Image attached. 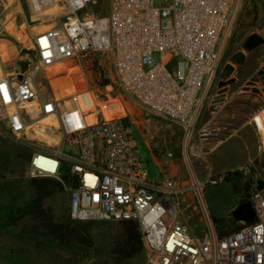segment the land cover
Returning <instances> with one entry per match:
<instances>
[{
  "label": "built area",
  "instance_id": "2783aa9c",
  "mask_svg": "<svg viewBox=\"0 0 264 264\" xmlns=\"http://www.w3.org/2000/svg\"><path fill=\"white\" fill-rule=\"evenodd\" d=\"M95 1L63 0L62 19L32 34L26 46L20 42L19 50L28 47L32 55L27 67L7 70L0 50V132L33 145L28 176L58 180L73 220L137 222L146 264H264V187L255 181L250 190L254 220L230 214L240 227L220 235L202 188L192 184L205 222L197 235L181 221L184 190L169 176L150 179L142 169L126 109L89 119L82 98L89 92L97 101L85 70L91 56L106 55L119 88L146 114L181 126L184 139L190 127L188 139L219 75L239 0H168L160 7L108 0L105 13L92 9ZM3 31L0 22V40ZM58 61L78 68L81 79L70 80L71 92L58 84L71 72L48 69ZM64 143L74 152L63 151Z\"/></svg>",
  "mask_w": 264,
  "mask_h": 264
},
{
  "label": "rangeland",
  "instance_id": "374dc122",
  "mask_svg": "<svg viewBox=\"0 0 264 264\" xmlns=\"http://www.w3.org/2000/svg\"><path fill=\"white\" fill-rule=\"evenodd\" d=\"M167 2L168 0H151L152 5L159 7ZM57 3L61 9L51 12V2L44 1L38 5L36 0H0V22L6 17L12 18L18 26L17 31L31 36L39 32V29H48L62 19L63 0H58ZM107 4L108 0H96L91 5L94 11L105 13ZM34 6L38 7L39 14L34 12ZM252 32L264 35V0H239L230 33L224 44L221 56L222 65L228 61L229 56L235 50L241 47L245 37ZM19 46L20 41L13 36L8 34L2 36L0 50L7 70H12L15 65L27 67L28 61L32 59V55H27L28 51H20ZM25 46L24 49L29 50ZM154 58L159 60V54L155 53ZM93 60L96 64L92 65L90 60L87 63L85 70L87 81L97 94L98 103H105L112 107L114 106L112 103L119 102L125 107L128 117L134 123V137L142 160V169L146 171L148 178L157 179L159 177L154 157H160L157 152L164 154L165 160L171 158L175 165L177 163L181 178L176 180V184L184 190L181 195L183 197L181 221L197 235L205 229L204 218L197 205L192 187L195 179L202 188V196L211 218L214 216L228 220L231 207L246 192L244 187L251 185L258 178L264 179V171L259 163L261 151L254 157L253 162L247 165L235 163L241 158L238 156V151L233 148L202 151L203 145L199 144V128L207 115L211 97L217 88L219 75L205 96L192 133L185 142V132L181 126L146 114L119 88L112 79L110 61L106 55H94ZM263 64L264 44L248 53L246 61L236 67L233 74L241 80L248 79ZM75 71V73H65L61 79L66 80L68 84H71L70 80L81 79L80 73H77V67ZM105 80L108 83L101 85L100 83ZM77 84L81 86L82 82ZM99 116L104 117L102 113H99ZM146 143L153 150L154 155L150 153ZM263 149L264 143L262 142ZM62 150L74 152V149L67 143L63 144ZM32 151V144L12 140L0 132V264L147 263L146 252L140 256L123 260L115 256L113 241L121 228L113 220L88 221V232L91 238L88 244L73 240L61 243L52 235L44 232L42 227H37L33 216L26 212L31 199L35 197L34 188L30 183L31 177L27 173ZM167 151L172 152L171 157L166 156ZM235 188H239L240 191H235ZM43 207L50 210L55 218L68 215L67 192L63 189L54 191L43 199ZM11 211L21 216L7 225L6 219L10 218L8 214Z\"/></svg>",
  "mask_w": 264,
  "mask_h": 264
},
{
  "label": "water",
  "instance_id": "95a60500",
  "mask_svg": "<svg viewBox=\"0 0 264 264\" xmlns=\"http://www.w3.org/2000/svg\"><path fill=\"white\" fill-rule=\"evenodd\" d=\"M1 35L5 36L6 33L3 31ZM264 44V35L258 32H252L248 34L241 47L235 50L220 69L219 79L217 81V88L211 97L210 109L220 108L221 105L217 101L222 100V106L228 114H233V118L226 120L228 124L210 125L209 131L202 130L201 136L209 138L208 143L202 146V151L208 152L213 149L220 141L224 140L231 132L238 129L243 123L249 120L252 116L261 112V116L264 117V64L259 67L255 73L250 76L242 85L241 89L245 93L255 94L258 100L251 101L249 98L242 100L238 96L231 99L228 103L226 100V92L228 86L237 81V77L233 74L236 67L240 66L246 61L247 54L254 51L256 48ZM23 52L29 51L27 49L22 50ZM259 85V86H258ZM250 94V95H251ZM240 104L242 106H240ZM241 107L243 114L235 115V108ZM263 111V112H262ZM221 129V130H219ZM259 163L264 171V149L260 152ZM257 188L261 189L264 187V179L258 178L256 180ZM233 218L237 221L252 222L255 217V211L253 209L250 200H243L239 202L231 211Z\"/></svg>",
  "mask_w": 264,
  "mask_h": 264
},
{
  "label": "trees",
  "instance_id": "16d2710c",
  "mask_svg": "<svg viewBox=\"0 0 264 264\" xmlns=\"http://www.w3.org/2000/svg\"><path fill=\"white\" fill-rule=\"evenodd\" d=\"M93 57L94 55L89 58V60L92 61V65L96 64ZM107 83L108 81L105 80V82H101L100 84L103 85ZM255 181L256 180H254L251 185L244 187L246 192L242 194L239 202L249 200L250 190ZM30 183L34 188L35 197L31 199V204L26 209V212L33 216V221H36L37 227H42L44 232L52 235L53 238L61 243L70 242L72 240L83 244L91 242L88 232V221H76L71 219L69 215L55 218L50 213V210L43 207V199L46 196L51 195L56 190H62V185L58 180L48 177H33L30 179ZM235 191H240V189L235 188ZM19 216H21V214L11 211L8 214L10 218L6 219V224L12 223V220ZM212 219L220 235L240 227V224H237L230 215L228 220L214 216H212ZM115 222H117L121 228V231L119 234L117 233L113 241V253L115 256L123 260L142 255L145 249L142 241V233L137 222L132 220H119Z\"/></svg>",
  "mask_w": 264,
  "mask_h": 264
},
{
  "label": "crops",
  "instance_id": "0c3cea01",
  "mask_svg": "<svg viewBox=\"0 0 264 264\" xmlns=\"http://www.w3.org/2000/svg\"><path fill=\"white\" fill-rule=\"evenodd\" d=\"M246 80L247 78L241 80L239 79V77H237V81L228 86V89L225 95L228 103L231 101L232 98L237 97V96L239 99H242V100H245L247 98H249L251 101L258 100V97L255 94L245 93L242 91L241 87L243 84H245ZM210 103H209V107L206 113L207 115H205L201 123L199 132H201L202 130L209 131L210 130L209 126L212 124L213 125L228 124L226 120H228V118L234 117L233 114H228V112L224 110V106L227 105V103H225V105L221 106L220 108H216V109H210ZM240 106L242 105L240 104ZM240 108L241 107H237L234 109V111H236L235 115L238 116V115L243 114ZM253 117L254 116H252L249 120L243 123L238 129L234 130L228 136H226V138L223 141L219 142L211 151H215V150H219L223 148L224 149L233 148L238 151V156L239 158H241L237 160V162L235 163L240 164V165L251 164L253 162L254 157L257 156L260 151H262L261 133ZM251 136L252 138H249ZM208 141H209V138H204L199 133V144L204 146L206 143H208ZM229 143H232V144L229 145ZM147 148L150 151V153L154 155L153 150L148 145H147ZM157 154L160 157L159 158H156V156L154 157H155V163L159 170V175H167L173 180H175V182L176 180H179L181 178L180 177L181 175H180L177 163L175 165L174 161L171 158H170L171 160L170 159L165 160V156L162 153L157 152ZM162 159L165 161H163ZM238 203L239 201L231 207L229 215L232 209Z\"/></svg>",
  "mask_w": 264,
  "mask_h": 264
},
{
  "label": "bare ground",
  "instance_id": "6f19581e",
  "mask_svg": "<svg viewBox=\"0 0 264 264\" xmlns=\"http://www.w3.org/2000/svg\"><path fill=\"white\" fill-rule=\"evenodd\" d=\"M36 1L38 2V5H40L39 4L40 2H44V1L51 2V7H50L51 12L59 11L61 9V6L57 3L58 0H36ZM33 10H34V12H37V13L39 12V9L37 6H34ZM2 23H3L4 29L6 30V34L12 35L14 38L18 39L23 44H28L30 35H28V34L26 35L25 33L21 32V31H17L18 26L14 22V19L6 17L2 21ZM21 30H22V28H21ZM41 30H44V29L41 28L38 31H41ZM68 65H69L68 62H66V61H58L53 66H49L48 69L53 71V72H58V71H62V70H67L68 72H76L75 71L76 67H68ZM61 81H62V83L58 82V84L62 86V92H71L72 90H74L73 86L71 84H68L66 82V80H64V81L61 80ZM58 84H56V82H53V85H58ZM82 98L85 99L84 108L89 112V114L87 115V118H89V119L95 118V114L97 112L102 113L105 118L111 117L112 114H114V113L121 115V114H124L126 112L122 103H119V102L112 103L114 106L110 107L111 105L108 106L105 103L104 104L98 103L95 100V98H93L92 94H89V92H86V94H84L82 96ZM221 101L222 100H219V101H217V103H219V105L222 106ZM253 118L256 121L258 129L261 133L262 142L264 143V117L261 116V112H260V113L256 114ZM47 121H48V118H43L41 120V122H47ZM189 134H190V127H189V131L187 133V136L185 138V142H186ZM193 186L199 190V182L196 179L194 180Z\"/></svg>",
  "mask_w": 264,
  "mask_h": 264
}]
</instances>
